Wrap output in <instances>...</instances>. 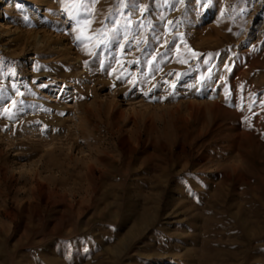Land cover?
<instances>
[{
	"label": "rangeland",
	"instance_id": "1",
	"mask_svg": "<svg viewBox=\"0 0 264 264\" xmlns=\"http://www.w3.org/2000/svg\"><path fill=\"white\" fill-rule=\"evenodd\" d=\"M0 9V264H264V0Z\"/></svg>",
	"mask_w": 264,
	"mask_h": 264
},
{
	"label": "bare ground",
	"instance_id": "2",
	"mask_svg": "<svg viewBox=\"0 0 264 264\" xmlns=\"http://www.w3.org/2000/svg\"><path fill=\"white\" fill-rule=\"evenodd\" d=\"M2 13H3V10L0 9V29L5 28V23L2 22V20H1L4 17L3 15H1Z\"/></svg>",
	"mask_w": 264,
	"mask_h": 264
},
{
	"label": "snow or ice",
	"instance_id": "3",
	"mask_svg": "<svg viewBox=\"0 0 264 264\" xmlns=\"http://www.w3.org/2000/svg\"><path fill=\"white\" fill-rule=\"evenodd\" d=\"M193 55H195V53H193Z\"/></svg>",
	"mask_w": 264,
	"mask_h": 264
}]
</instances>
